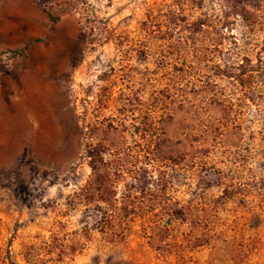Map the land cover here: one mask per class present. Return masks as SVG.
I'll return each mask as SVG.
<instances>
[{
    "label": "rangeland",
    "instance_id": "obj_1",
    "mask_svg": "<svg viewBox=\"0 0 264 264\" xmlns=\"http://www.w3.org/2000/svg\"><path fill=\"white\" fill-rule=\"evenodd\" d=\"M63 2L0 0V264H264V0Z\"/></svg>",
    "mask_w": 264,
    "mask_h": 264
},
{
    "label": "trees",
    "instance_id": "obj_2",
    "mask_svg": "<svg viewBox=\"0 0 264 264\" xmlns=\"http://www.w3.org/2000/svg\"><path fill=\"white\" fill-rule=\"evenodd\" d=\"M76 0H64L63 5L62 6H58V5H53L52 7H50L49 9H47V15L48 18L50 20V22L53 25H56L57 23H59V21L61 20V15L64 12V7H66V4H69L70 6L72 4H74ZM243 70L241 72V75H244L246 72V69L244 67H242Z\"/></svg>",
    "mask_w": 264,
    "mask_h": 264
}]
</instances>
